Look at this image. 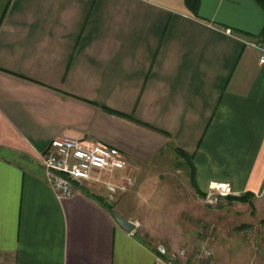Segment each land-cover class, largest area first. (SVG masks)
<instances>
[{
    "label": "crops",
    "instance_id": "obj_1",
    "mask_svg": "<svg viewBox=\"0 0 264 264\" xmlns=\"http://www.w3.org/2000/svg\"><path fill=\"white\" fill-rule=\"evenodd\" d=\"M263 29L255 0H0V264H175L107 187L168 149L264 211ZM62 136L130 165L60 198L41 156Z\"/></svg>",
    "mask_w": 264,
    "mask_h": 264
},
{
    "label": "rangeland",
    "instance_id": "obj_2",
    "mask_svg": "<svg viewBox=\"0 0 264 264\" xmlns=\"http://www.w3.org/2000/svg\"><path fill=\"white\" fill-rule=\"evenodd\" d=\"M180 160L168 149L151 165L132 164L129 175L135 181L118 200L109 199L110 203H121V210L134 219L140 233L169 254L186 250L185 257L172 263L200 264L198 252L210 248L213 264H264L261 207L253 212L248 204H228L220 199L227 195L210 201L212 191L200 195L190 184V167H179Z\"/></svg>",
    "mask_w": 264,
    "mask_h": 264
},
{
    "label": "built area",
    "instance_id": "obj_3",
    "mask_svg": "<svg viewBox=\"0 0 264 264\" xmlns=\"http://www.w3.org/2000/svg\"><path fill=\"white\" fill-rule=\"evenodd\" d=\"M250 45L262 52L260 60L264 62V46L262 47L258 43H250ZM41 161L46 182L60 198L74 196L73 183L75 181L84 182L94 178L100 181L101 174L114 175L128 167V158L120 149L91 139H75L66 136L52 140L47 150L42 154ZM131 184L130 178H122L117 184L108 182L110 199L113 200L117 192L127 191ZM211 191L210 198L231 193L229 188L222 185L211 187ZM158 251L171 262L176 261L177 257H185L187 253L183 249L177 251L176 254H169L162 245L158 246ZM212 253L210 248L200 250L197 254L200 264H213Z\"/></svg>",
    "mask_w": 264,
    "mask_h": 264
},
{
    "label": "trees",
    "instance_id": "obj_4",
    "mask_svg": "<svg viewBox=\"0 0 264 264\" xmlns=\"http://www.w3.org/2000/svg\"><path fill=\"white\" fill-rule=\"evenodd\" d=\"M263 9L264 11V0H255ZM188 8L192 11V12H196L198 7H199V4H200V0H185ZM261 38V41L264 42V29L262 30L260 36ZM181 151V150H179ZM181 156L183 158H185L186 156V163L184 166H186V164L190 167V174H189V177H190V183L192 185V187L202 196H206V193L202 192L197 183H196V177H195V170H194V167L192 166V162H191V158L188 157V155L181 151ZM185 161V160H184ZM254 195L252 194H244V195H240V196H237V195H227L225 196L224 198H220V199H225L227 200L228 204H233V203H241V204H248L252 211L254 212L255 210V205H254ZM264 223V221H262ZM177 264V263H175Z\"/></svg>",
    "mask_w": 264,
    "mask_h": 264
},
{
    "label": "water",
    "instance_id": "obj_5",
    "mask_svg": "<svg viewBox=\"0 0 264 264\" xmlns=\"http://www.w3.org/2000/svg\"><path fill=\"white\" fill-rule=\"evenodd\" d=\"M113 217L120 228L128 233H133L136 230V223L126 219L125 217L121 216L120 214L113 212Z\"/></svg>",
    "mask_w": 264,
    "mask_h": 264
}]
</instances>
